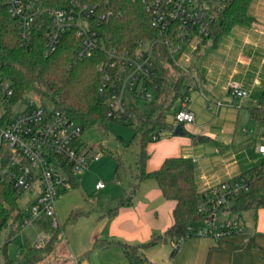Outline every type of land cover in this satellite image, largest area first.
I'll list each match as a JSON object with an SVG mask.
<instances>
[{
    "label": "trees",
    "instance_id": "16d2710c",
    "mask_svg": "<svg viewBox=\"0 0 264 264\" xmlns=\"http://www.w3.org/2000/svg\"><path fill=\"white\" fill-rule=\"evenodd\" d=\"M71 1L42 0V4L45 7L58 8ZM80 1L96 4L100 12L111 14L107 21L94 25L104 48L96 49L84 58L77 54L82 42L76 30L66 33L53 53L45 54L46 42L52 29L44 15L36 17L33 36L27 46L19 34L17 21L9 15L6 6L0 4V77L12 84L15 100L35 96L40 101H49L56 111L64 113L80 125L83 132L92 128L104 129L115 119L108 114V101L100 97L99 90L103 81L101 63L108 60L109 50L135 52L138 50L139 41L153 43V72L156 73L153 85L157 95L151 101H146L144 109L137 113L134 123L123 120L127 126L134 127L135 138L140 143V153L129 193L119 200L109 215L115 216L121 208L133 207V197L139 184L151 180L157 184L166 200L176 203L173 210L174 223L165 236L173 241L188 240L187 227L203 222L204 216L199 206L207 192H199L197 189L195 163L191 158L169 157L158 169L149 171L147 147L155 140L154 136L169 129L166 116L173 111L176 113L181 102L188 96L193 80L192 72L179 67L170 54L169 47L162 42L160 32L146 10L147 0ZM251 4L252 0H232L216 15L209 35L204 38L196 52L208 46H217L220 39L236 26H251L255 22L250 14ZM171 72L177 74L172 75ZM249 113L250 118L264 126V102L249 107ZM241 175L250 176V189L235 199V210L264 207V161ZM13 207L17 211L16 220H22L19 198L12 184L0 181V232L9 225L10 209ZM38 223L47 235H51L50 239L43 245L26 249L16 259L6 258L7 264H38L54 251L63 232L60 225L48 230L49 222L40 220ZM162 239L160 236L140 245L103 240L101 246L121 247L130 264H153L143 251L155 246Z\"/></svg>",
    "mask_w": 264,
    "mask_h": 264
},
{
    "label": "built area",
    "instance_id": "2783aa9c",
    "mask_svg": "<svg viewBox=\"0 0 264 264\" xmlns=\"http://www.w3.org/2000/svg\"><path fill=\"white\" fill-rule=\"evenodd\" d=\"M231 1L147 0L146 10L178 65L175 56L180 55L187 45L196 51L209 35L216 15ZM0 4L5 5L9 15L17 21L19 34L27 46L33 36L36 17H47L52 32L46 42L45 54L53 53L64 35L74 30L82 42L77 51L81 58L104 48L94 25L107 21L111 14L100 12L96 4L80 0H72L58 8L45 7L42 0H0ZM143 42H138L135 52L109 50L108 60L100 65L103 72L100 97L108 101V114L114 119L128 121L132 117L125 109V91L141 93L146 101L153 99L147 93L154 89L153 78L156 77L153 43L150 42L147 55ZM227 88L231 97L241 101L253 94L252 88H245L234 80ZM187 103L188 96L175 113L178 124L195 121ZM221 105V102L217 103L218 107ZM82 135L81 126L53 106L48 110L42 101L31 96L15 100L12 84L0 77V181L10 182L19 200L25 199L26 214L22 217V226L50 219V226L58 227L57 197L71 185L73 173L87 168L90 160L97 161L100 157L90 155V147ZM259 140L258 152L264 154V133ZM250 181L249 175H240L232 182H222L205 190L199 206L203 222L188 226L186 238H210L223 242L242 234L244 223L232 214L236 211L235 199L249 191ZM103 188L105 184L96 185V189ZM184 241H174V249L177 250Z\"/></svg>",
    "mask_w": 264,
    "mask_h": 264
},
{
    "label": "rangeland",
    "instance_id": "374dc122",
    "mask_svg": "<svg viewBox=\"0 0 264 264\" xmlns=\"http://www.w3.org/2000/svg\"><path fill=\"white\" fill-rule=\"evenodd\" d=\"M254 2L255 0H252V3ZM248 31V26H236L220 39L217 46H208L207 49L204 48V51L196 52L190 45H187L184 51L175 57L180 60L181 55L195 56L194 54L201 52V54H207L205 57L206 69L208 68L209 73L211 71L213 74L212 76L203 75L208 83L216 85L215 96L218 100L223 101L224 106L218 113L210 110L206 105L204 108L210 112L213 111L212 116L219 117L220 128L223 127L228 132L230 131L224 138H221L224 142L221 140L220 143H217L215 154H220L221 147L232 148L239 159L243 160L245 166L250 168L264 161V154H259L257 149L260 144L259 137L264 133V126L250 118L248 109V107L264 102V76L260 78V85L251 86L253 89L252 105L247 102L243 105L240 99L233 98L228 94L226 96L224 86L231 68L226 65V69L221 70L218 65L220 64L218 60L224 56L234 60L238 54L251 57L253 51L257 56L264 55V39L259 40L262 42L261 44L258 43L259 41L257 42V48L254 44L252 46L245 43ZM150 47V42H143V50L147 55L150 52ZM192 65L193 62L190 66V69L193 70ZM171 73L172 75L177 74V72ZM195 91L198 89L193 90V92ZM147 93L151 94L153 99L157 95L155 89H149ZM31 98L36 97L31 96ZM123 100L126 112L132 115L129 122L134 123L137 113L144 109L146 100L141 93L136 94L129 91L124 92ZM42 104L48 110L52 107V104L47 100H43ZM166 122L169 129L164 131L173 132L178 126L174 111L167 114ZM184 127L186 126L184 125ZM162 133L163 131L158 133L157 139L153 142L160 139ZM82 139L90 147V155L98 154L100 157L97 161L90 160L87 168L73 173V184L57 197L55 202L56 218L61 227L59 228L63 232L54 251L46 255L38 264H78L77 262L79 264H121L110 255L109 251L102 248L101 239H97L95 233L100 229L106 231L107 221H104V218L111 209L117 206L119 200L129 193L136 173L140 143L138 138H135L134 127L127 126L125 121L118 118L110 121L104 129L85 130ZM210 146L214 148L215 145ZM149 182L158 188L154 181L149 180ZM99 183L105 184V188L96 189V185ZM146 185L149 186L147 183L142 185L143 191L136 201L142 200L146 196L148 190ZM25 206V199H20L19 207L22 209L23 215L26 214ZM253 210V208H248L234 211L232 216L245 222L247 217L249 218L253 214ZM10 217L9 225L0 232V264H7L6 258L16 259L26 249L43 245L51 236L43 231L39 223L22 226V220H16L17 211L14 207L10 209ZM45 220L51 223L50 219ZM51 228L50 226L48 230Z\"/></svg>",
    "mask_w": 264,
    "mask_h": 264
},
{
    "label": "crops",
    "instance_id": "0c3cea01",
    "mask_svg": "<svg viewBox=\"0 0 264 264\" xmlns=\"http://www.w3.org/2000/svg\"><path fill=\"white\" fill-rule=\"evenodd\" d=\"M250 14L255 18V22L248 26L245 43L252 46L254 44L257 48V42L264 39V0H255L251 4ZM201 53L194 54L195 56L181 55L180 60L177 59L181 68L192 72L193 80L188 92L187 109L195 115V121L183 124V127L186 126L184 136H175L172 131H163L162 137L156 142L149 143L147 147L149 171L158 169L169 157L193 159L199 192L222 182H232L244 171L252 168L246 167L232 148L221 147L220 154H215L217 143H220L221 138L230 131L220 128L219 117L212 116L213 111L218 113L224 103L215 96L216 85L207 82L205 75L212 76L213 73L211 71L209 73V69H206L207 54ZM192 62L193 70L190 69ZM218 63L221 70L226 69V65L231 68L224 86L226 96L229 95L227 87L230 81H238L245 88H252L260 85V78L264 76V55L257 56L254 51L251 57L238 54L233 60L224 56L218 60ZM194 89L198 91L193 92ZM219 102L222 105L218 107ZM245 102L252 105V96L242 101V104L244 105ZM205 105L213 111H208L204 108ZM212 144L215 145L214 148L210 146ZM144 183L149 185H146L148 189L146 196L136 201L143 191ZM150 183L146 180L139 184L133 197V207L121 208L115 216L107 214L104 218V221H107L106 231L98 230L95 233L97 239H101V242L116 240L140 245L162 236L163 239L158 244L143 251L153 264H264V207L253 210V214L243 222L244 229L240 235L221 243L210 238L194 237L188 239L189 242L185 240L175 250L174 241L165 236V233L174 223L173 210L176 203L166 200L159 187L156 188ZM102 248L109 251L119 263L130 264L121 247Z\"/></svg>",
    "mask_w": 264,
    "mask_h": 264
},
{
    "label": "water",
    "instance_id": "95a60500",
    "mask_svg": "<svg viewBox=\"0 0 264 264\" xmlns=\"http://www.w3.org/2000/svg\"><path fill=\"white\" fill-rule=\"evenodd\" d=\"M185 129L182 124H179L173 131V134L175 136H184L185 135Z\"/></svg>",
    "mask_w": 264,
    "mask_h": 264
}]
</instances>
